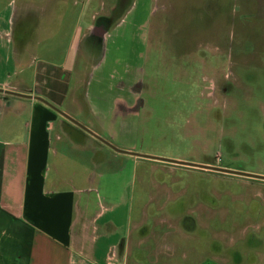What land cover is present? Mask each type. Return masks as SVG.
<instances>
[{"label":"rangeland","instance_id":"1","mask_svg":"<svg viewBox=\"0 0 264 264\" xmlns=\"http://www.w3.org/2000/svg\"><path fill=\"white\" fill-rule=\"evenodd\" d=\"M85 11L86 25L109 26L95 43L86 33L91 51L84 42L70 76L86 106L78 122L120 150L264 176V0ZM85 158L65 174L127 264H264V178L108 146Z\"/></svg>","mask_w":264,"mask_h":264},{"label":"crops","instance_id":"2","mask_svg":"<svg viewBox=\"0 0 264 264\" xmlns=\"http://www.w3.org/2000/svg\"><path fill=\"white\" fill-rule=\"evenodd\" d=\"M80 3L0 0V264H127L128 248L116 253L112 236L95 234L88 201L65 174L89 149L134 154L76 119L86 106L71 81L83 43L85 55L92 48L86 33L95 43L109 26L86 25L92 0Z\"/></svg>","mask_w":264,"mask_h":264},{"label":"water","instance_id":"3","mask_svg":"<svg viewBox=\"0 0 264 264\" xmlns=\"http://www.w3.org/2000/svg\"><path fill=\"white\" fill-rule=\"evenodd\" d=\"M65 114V113H63ZM66 115V114H65ZM67 116V115H66ZM134 154H137V153H134ZM137 155H142L144 157H150V158H155V159H161V160H173V159H169V158H164V157H158V156H152V155H143V154H137ZM173 161H179V162H183V163H188V164H191V165H197V166H201V167H209V168H214V169H218V170H222V171H226V172H230V173H238V174H241V175H245V176H250V177H261V178H264V176H261V175H257V174H252V173H245V172H237V171H233V170H228V169H223V168H218V167H214V166H208V165H201V164H193V163H190V162H185V161H180V160H173Z\"/></svg>","mask_w":264,"mask_h":264}]
</instances>
